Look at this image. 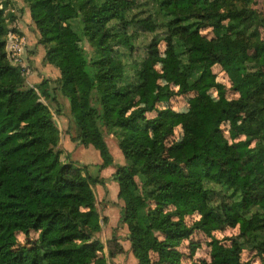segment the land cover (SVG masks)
<instances>
[{
	"label": "trees",
	"instance_id": "16d2710c",
	"mask_svg": "<svg viewBox=\"0 0 264 264\" xmlns=\"http://www.w3.org/2000/svg\"><path fill=\"white\" fill-rule=\"evenodd\" d=\"M24 1L40 44L50 46L46 60L59 71L52 93L69 103L71 142L93 147L103 171L113 160L100 126L116 132L127 164L116 173L126 203L119 224L128 226L139 264H152L151 253L159 264H181L178 249L195 232L211 240V260L199 264H239L245 248L262 258L264 39L255 0H148L144 19L132 15L129 0ZM139 30L159 35L137 58ZM204 31L212 38L202 37ZM7 32L0 6V264H106L103 245L92 241L100 230L95 196L86 178L60 160V131L49 108L6 59ZM84 42L93 48L91 59L76 46ZM162 42L182 80L181 94L216 90L218 96L216 105L202 98L183 116V143L171 156L165 142L172 125L149 120L150 109L136 107L140 93L151 97L148 78H162L155 71ZM215 66L236 100L226 99ZM46 89L41 84L45 98ZM225 124L232 125L228 139ZM149 130L156 134L150 149L143 135ZM194 215L198 221L189 226L185 219ZM237 227L241 236L230 247L213 235ZM32 232L36 243L21 247L17 235ZM106 249L109 259L124 253L115 237ZM197 249L191 245L193 256Z\"/></svg>",
	"mask_w": 264,
	"mask_h": 264
},
{
	"label": "rangeland",
	"instance_id": "374dc122",
	"mask_svg": "<svg viewBox=\"0 0 264 264\" xmlns=\"http://www.w3.org/2000/svg\"><path fill=\"white\" fill-rule=\"evenodd\" d=\"M134 1L135 7L132 15L136 18L144 19L147 17V9L149 5L148 0H129ZM1 9L3 10L6 19L8 32L16 34L19 39H23L25 46L22 51L23 64L27 68V73H21L24 78L25 89L32 90L38 97L42 104L47 106L53 116L54 125L60 131V144L58 151L61 152L60 160L63 163H70L73 169L78 170L81 175L86 178L90 188L95 196L96 211L99 217L100 230L92 234V241L103 245V256L106 264H139V261L134 256L132 246L129 241V228L127 225H120L119 219L122 210L125 209L126 203L119 196L120 186L116 181L117 169L126 166V160L119 147V140L116 136L115 130L108 126L101 125V132L104 141L107 144L109 153L113 160V166L107 168L108 172L105 174L107 180L101 179L100 169L96 163H102L98 152L93 147L78 146L77 143L71 142L72 137L75 136V128L70 115L69 103L61 95L60 92L52 93L56 85L54 81L60 76L58 69L49 64L46 60V53L50 46L40 44V31L32 21L29 4L24 0H1ZM253 9L260 15L263 20L260 29L261 37L264 39V0H255ZM159 31L154 33L141 32L136 39V57L139 58L144 54V47L148 45L152 39L158 37ZM202 37L208 39L212 38L211 31L202 32ZM77 48L82 47L88 55V59L93 57V48L87 42L78 43ZM5 55L8 60L5 44ZM160 59L155 65L157 75L162 78L150 76L148 78V89L151 94L149 99L143 97L140 93L136 102L137 108L147 107L150 111L146 114L147 119H156L158 117L168 120V124L173 127V134L165 142L166 155L171 156L176 147L183 143L184 133L182 129L183 116L191 110L197 108L200 100L204 98L213 105L218 103V96L216 90H211L203 96L196 93L183 95L182 80L176 74V69L168 64L170 53L168 47L162 42L158 47ZM9 61V60H8ZM246 69V67H245ZM244 69V70H245ZM248 69V68H247ZM21 72V71H20ZM213 74L216 77V82L223 86L228 101H233L238 98L231 90V84L227 75L220 69V67H213ZM47 84L48 96L45 98L40 90L41 84ZM169 93L170 96L160 97ZM55 98V102L52 100ZM59 103V104H58ZM56 110H60L59 113ZM235 124V123H234ZM231 124L222 126L224 136L228 139V132ZM145 146L150 149L155 140L156 134L153 131H144ZM198 221V216L194 215L185 219L189 226ZM214 237L221 241L226 247H230L232 242L237 240L240 236L239 227L235 229L226 228L222 231L215 232ZM112 237L118 239L122 246L124 253L115 259H109L106 249V243ZM38 239L36 233H30L29 236L21 234L17 235L18 243L21 247L29 248L35 244ZM211 240L200 232H195L189 240L183 242L178 249L182 255L181 264H199L202 261L210 262V247ZM198 247L195 255L191 254V245ZM152 264H159L158 255L151 253L149 255ZM239 264H264V256L261 258L256 252L245 248L240 256Z\"/></svg>",
	"mask_w": 264,
	"mask_h": 264
},
{
	"label": "built area",
	"instance_id": "2783aa9c",
	"mask_svg": "<svg viewBox=\"0 0 264 264\" xmlns=\"http://www.w3.org/2000/svg\"><path fill=\"white\" fill-rule=\"evenodd\" d=\"M25 43L23 39H19L16 34L9 33L6 42V52L9 62L17 67L21 73H27V68L23 64L22 51L24 49Z\"/></svg>",
	"mask_w": 264,
	"mask_h": 264
},
{
	"label": "crops",
	"instance_id": "0c3cea01",
	"mask_svg": "<svg viewBox=\"0 0 264 264\" xmlns=\"http://www.w3.org/2000/svg\"><path fill=\"white\" fill-rule=\"evenodd\" d=\"M100 164H101V162H99V161L96 163V165H98V166H99ZM107 172H108L107 169L101 171V173H100V177H101V179L107 180V177H106V175H105Z\"/></svg>",
	"mask_w": 264,
	"mask_h": 264
},
{
	"label": "water",
	"instance_id": "95a60500",
	"mask_svg": "<svg viewBox=\"0 0 264 264\" xmlns=\"http://www.w3.org/2000/svg\"><path fill=\"white\" fill-rule=\"evenodd\" d=\"M55 124V123H54Z\"/></svg>",
	"mask_w": 264,
	"mask_h": 264
}]
</instances>
